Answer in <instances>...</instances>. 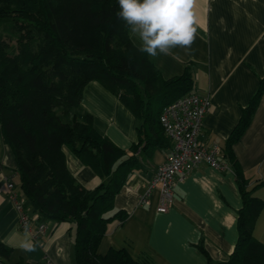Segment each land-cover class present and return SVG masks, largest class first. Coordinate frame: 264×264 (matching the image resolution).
<instances>
[{
    "label": "trees",
    "instance_id": "trees-1",
    "mask_svg": "<svg viewBox=\"0 0 264 264\" xmlns=\"http://www.w3.org/2000/svg\"><path fill=\"white\" fill-rule=\"evenodd\" d=\"M117 0H0V133L15 161L14 185L41 219L74 223L75 264H153L126 248L97 246L114 219V199L145 155L169 144L160 123L163 109L193 92L186 69L165 79L147 53L139 51L129 28L117 18ZM97 81L136 117L137 141L122 149L93 126L81 108L83 88ZM264 77L245 106L223 149L241 197L238 236L228 258L207 264H264V242L254 235L264 199L237 161L232 144L250 123ZM63 146L102 178L87 187L68 169ZM205 253L201 242L196 244ZM13 250L0 240V261Z\"/></svg>",
    "mask_w": 264,
    "mask_h": 264
},
{
    "label": "crops",
    "instance_id": "crops-1",
    "mask_svg": "<svg viewBox=\"0 0 264 264\" xmlns=\"http://www.w3.org/2000/svg\"><path fill=\"white\" fill-rule=\"evenodd\" d=\"M197 38L191 54L176 49V56H158L152 60L167 79L188 69L194 92L209 95L211 108L203 117L198 139L205 145L217 144L220 161L223 149L237 124L241 108L256 91L264 77V0H196L194 5ZM133 43L141 47L138 35L129 30ZM133 36L137 38L134 41ZM81 108L92 115L93 126L122 149L137 141L133 113L97 81L83 88ZM156 148L151 156L137 150L140 167L134 169L116 194L114 209L127 212L124 220L108 223L97 252L126 248L134 257L147 256L153 264H207L223 261L237 240V212L241 197L230 167L220 170L201 162L183 180L177 181L173 202L166 212H158V189L152 188L142 201L149 182L170 151L171 141ZM233 153L251 184L264 181V94ZM70 172L85 186L98 184L95 171L67 146H63ZM226 163V162H225ZM15 169L11 149L0 133V240L13 252L8 264H75L73 255L74 223L42 219L46 229L29 232L40 244L34 252L18 247L24 230L19 228L17 213L7 196L6 178ZM17 177L13 179L15 181ZM264 199V184L254 188ZM254 235L264 242V210L258 217ZM201 242L205 253L199 250ZM208 256V258H207Z\"/></svg>",
    "mask_w": 264,
    "mask_h": 264
},
{
    "label": "built area",
    "instance_id": "built-area-1",
    "mask_svg": "<svg viewBox=\"0 0 264 264\" xmlns=\"http://www.w3.org/2000/svg\"><path fill=\"white\" fill-rule=\"evenodd\" d=\"M210 108V96L193 91L171 102L160 114V123L171 141V148L151 178L142 198V201H146L152 188H157L158 212H166L169 209L173 202L176 182L183 181L201 162L220 170L227 168V165L218 158L220 146L217 144L207 146L198 139L203 117ZM15 176L17 172L13 171L11 176L5 179V188L17 213L18 226L22 230L27 226L30 230L31 223L35 222L36 234H41L45 231L46 224L37 212L31 211L25 197L16 190L13 182ZM0 264L5 263L0 261Z\"/></svg>",
    "mask_w": 264,
    "mask_h": 264
},
{
    "label": "clouds",
    "instance_id": "clouds-1",
    "mask_svg": "<svg viewBox=\"0 0 264 264\" xmlns=\"http://www.w3.org/2000/svg\"><path fill=\"white\" fill-rule=\"evenodd\" d=\"M118 19L138 35L139 51L151 57L176 56V49L191 54L197 38L196 0H117ZM25 226L18 247L34 252L39 246Z\"/></svg>",
    "mask_w": 264,
    "mask_h": 264
},
{
    "label": "rangeland",
    "instance_id": "rangeland-1",
    "mask_svg": "<svg viewBox=\"0 0 264 264\" xmlns=\"http://www.w3.org/2000/svg\"><path fill=\"white\" fill-rule=\"evenodd\" d=\"M133 39H134V41H137V38L135 36H133ZM89 185H90L89 187H93V186H91V184H89ZM94 185H97V184H94Z\"/></svg>",
    "mask_w": 264,
    "mask_h": 264
}]
</instances>
